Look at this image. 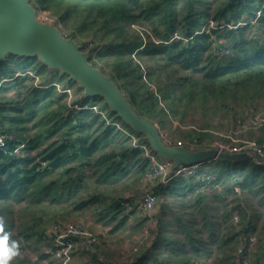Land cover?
<instances>
[{
  "label": "trees",
  "instance_id": "obj_1",
  "mask_svg": "<svg viewBox=\"0 0 264 264\" xmlns=\"http://www.w3.org/2000/svg\"><path fill=\"white\" fill-rule=\"evenodd\" d=\"M28 2L36 11L57 9L61 26L71 32L73 40L81 37L90 38L92 44L97 42L94 49H98V58L109 76L102 69L101 72L116 84L140 118L152 121L165 115L158 106L159 99L170 108V100L191 94L190 90L184 92L185 86L191 90L201 88L232 102L256 98L264 101V38L246 36L249 25L228 28L246 18L256 19L264 37V0ZM258 11L260 16L256 17ZM209 21L217 26L210 28ZM132 25L147 27L155 42L149 36L144 40ZM174 33L182 39L172 40ZM212 35L217 40L211 39ZM224 40L231 54L214 55L213 47ZM36 60L16 56L0 60V136L5 144L0 149V218L4 221L0 236L9 233V240L18 242V253L19 237L28 240L37 236L43 240L44 234L36 233V226L28 222L21 224L19 231L20 224L16 226L12 218L15 206L28 210L44 203L53 207L67 204L72 211H83L100 202L99 194L82 195L83 181L88 178L86 170L98 186L131 179L137 183L152 172L141 148L148 147V143L111 112L101 98H92L90 105H97L105 118L91 110L69 107L67 95L59 93L54 85L62 83L65 75L59 79L54 75L45 88L28 85L27 81L35 79L30 71L40 75L46 69L39 62L32 67ZM169 72L185 76H177L174 83L164 82L171 78ZM67 82L68 88L75 85L74 81ZM86 99L77 96L74 103L87 105ZM185 138L203 145L202 141L211 135L192 132ZM257 142L264 144L262 139ZM19 146V154L14 153ZM159 191L170 202L161 205L150 243L139 246L130 264H205L210 245L217 251L222 246L231 249V242L240 236L246 250L253 222L264 213V165L251 159L211 160L193 176L171 178ZM251 200L256 207L253 214L249 212ZM219 205H224L220 216L224 222L234 216L241 219V234L232 233V229L224 235L218 233ZM123 208V203L114 202L99 214L100 219H108L107 225L116 222ZM32 219L40 221L34 215ZM124 224L125 220L118 221L110 232L120 230ZM224 256L225 264H235L229 254ZM42 257L47 258L45 254ZM254 264H264V246Z\"/></svg>",
  "mask_w": 264,
  "mask_h": 264
},
{
  "label": "rangeland",
  "instance_id": "obj_2",
  "mask_svg": "<svg viewBox=\"0 0 264 264\" xmlns=\"http://www.w3.org/2000/svg\"><path fill=\"white\" fill-rule=\"evenodd\" d=\"M56 12L57 9L55 8L52 10H38L37 16L42 17L46 14L52 16L56 24H58L61 33L65 37L70 38L69 35L71 32L67 29L65 30L61 26ZM258 13H260V11L256 13V17H259ZM243 21L245 22L244 26H250V28L245 31L246 36L256 38L257 40H262L264 38L256 19L246 18L241 20V22ZM210 23L211 21H209L208 24L210 28L217 26L216 23H213L214 25H210ZM232 27L233 26H228L229 29ZM131 28L139 34V32L135 30L138 29L144 40H148V36L150 39L152 38L149 35V30L145 26L132 25ZM208 30L209 29H207V32ZM211 37L214 41L217 40L214 35ZM74 41L79 46L81 52L91 53L89 63L99 70L102 69L106 75L109 76V70L106 69L104 63L98 58V49H94L97 42L92 44L90 38L82 39L81 37L74 39ZM222 44L226 47L229 46L227 40H224ZM38 62L39 60L37 59L36 62L32 64V67H35ZM45 68L46 69H44L40 75H36L35 71H30L31 73H29V75L35 76V79H33V81H27L26 83L28 85L33 84L38 88H45L47 87L45 84L52 80L54 75L57 76V79L63 75L60 71L49 69L47 67ZM170 73L171 78H165L163 80L164 82L171 80L169 83H174L177 76H185V74L182 73L172 76L173 72H169V74ZM64 79L65 80L62 82L63 84L60 82L59 84L65 87L68 84V78L66 77ZM2 82L3 81H1V83ZM144 82L148 84L147 80ZM78 88L79 87L76 83L70 87V94L72 96L70 101H74L77 96L80 97L83 95V91ZM152 89L156 93L154 87H152ZM183 90L185 93L190 90L191 94L184 95L176 100H170L172 104L170 108L166 106L167 103L159 99L158 106L164 110L165 115L156 117L152 122L157 125L163 137L172 138L176 142L183 143L185 147L195 150L211 148L217 143L221 145H229L231 143V138L233 140H249L256 142L264 151V144L260 145L257 142L259 139L264 140V129L248 130L245 123L247 118L264 112V101L262 99L256 98L253 101L237 100V102H232L229 99H225L223 96H212L208 92H203L201 88L191 90L188 89V86H185L183 87ZM86 101L90 104L92 98H87ZM108 121L111 122V119ZM192 132H207L211 135V138L204 139L202 141L203 145H198L193 138H185ZM136 141L137 140H135V142ZM200 146L201 148H198ZM21 153L23 152L21 151ZM86 176H88V178L86 177L83 181L85 189L81 191L82 195L88 196L99 194V204L96 203L93 207L83 211H72V207L67 204L53 207L44 203L38 207H31L28 210L24 209V206H15L13 208L14 214L12 218L16 221V226L20 224L19 231H21L23 227H21V224L28 222L29 225L36 226V233L41 232L43 234H45L53 225L67 223L83 224L89 233L96 236L97 242L88 246L84 241L80 240L78 243V245H81L80 248L72 250L65 259H56L47 253H45L47 258H43L42 256L44 254H41L42 249L46 248L47 251L48 248L51 247V243L48 240H44V238L43 240H38L37 236H32L28 240H23V237L21 236L19 239L22 253H18L10 263L102 264L103 262L105 264H130L132 256L136 250L139 249V246L145 242L148 244L150 243V236L152 239V232L155 229L156 224V216L161 212V205L170 202L169 199H164L159 188L161 186H166L169 182L163 184L161 180L156 179L151 183H148L145 180L136 183L131 179L125 183L120 182L115 185L98 186L95 184L94 179L89 177V170H86ZM149 191L155 192L158 196V202L155 210L147 213L142 210L140 202L142 195ZM118 201L123 203L124 207V210H122L119 215L118 221L123 219L125 220V224L120 230L111 233L110 230L116 225V223H118V221L107 225L106 220L108 219L101 220L99 214L101 212H106V209H104L105 207H109L114 202ZM253 202L254 200H251L250 204H248L250 205L249 212L252 214L256 208L253 207ZM231 206L232 205H229L228 207ZM219 207L220 208L216 213L217 221L219 223L218 233L224 235L228 230L232 229V233L241 234L244 228L241 219L237 216L238 222L236 224L233 219L234 217L232 218L233 220L230 219L229 222H224L220 219L224 205H219ZM32 215H34V218L37 217L40 221H33ZM243 222L245 221L243 220ZM253 226V234L251 236L254 237V241L248 244L246 250H242L241 254H239L238 249H243L242 247L244 245L240 242L241 239L239 236V238L231 242V249H226L225 246H222V249L217 251L216 246L210 245V255L207 257L205 264H225L223 260L225 254H229L230 260L234 261L235 264H254L257 253L261 250L262 246H264V213L261 214L259 219H256V221L253 222Z\"/></svg>",
  "mask_w": 264,
  "mask_h": 264
},
{
  "label": "water",
  "instance_id": "obj_3",
  "mask_svg": "<svg viewBox=\"0 0 264 264\" xmlns=\"http://www.w3.org/2000/svg\"><path fill=\"white\" fill-rule=\"evenodd\" d=\"M90 55L81 52L77 43L65 37L56 26L40 22L28 0H0V60L8 56L37 58L43 66L60 71L83 90L85 98H101L124 124L144 136L159 159L172 162L174 168L212 159L252 158L256 162L251 154H229L215 148L194 151L166 145L157 125L135 114L116 84L89 63Z\"/></svg>",
  "mask_w": 264,
  "mask_h": 264
},
{
  "label": "built area",
  "instance_id": "obj_4",
  "mask_svg": "<svg viewBox=\"0 0 264 264\" xmlns=\"http://www.w3.org/2000/svg\"><path fill=\"white\" fill-rule=\"evenodd\" d=\"M258 16H260V13H258ZM37 19L44 24L54 25L59 29V26L58 24H56L54 18L48 14L43 15L42 17L37 16ZM210 25H214L213 22H211ZM244 25L245 22H241L238 23L236 26H233L231 29H236L237 27H241ZM135 30H137L139 34L142 35L138 29ZM151 39L152 41L155 42L153 38ZM175 39L179 40L182 38L178 33H174L172 40ZM212 52L214 55L221 57H228L231 54L230 50L222 43H216L215 46L213 47ZM18 75L19 74H16V76ZM54 85L56 86L59 93H64L67 95V99L69 102L70 98H72L70 94L71 93L70 88H68L67 86L65 87L61 86V84H54ZM69 107L77 111L91 110L93 113L100 114L102 118H105L106 116L105 112H101L97 105L87 104L80 106L75 104L74 101L71 100L69 103ZM245 123L248 130L264 129V112L254 115L253 117L247 118ZM117 127L120 128L119 126ZM160 136L164 141V143L170 147L172 146L185 147L183 143L176 142L172 138L163 137L161 133ZM4 145H5L4 137H0V149L4 148ZM20 148H22V146L16 148L14 153L19 154ZM141 148L144 150L145 156L148 158L152 166V172H150V174H148L146 178V181L150 183L156 179H159L163 182V184L164 183L166 184L173 177L193 176L198 172L199 168L203 164L211 161L208 160L191 165H179L176 168H174L172 162L159 159L151 151L149 146L147 147L143 145ZM211 148H215L219 150V152L229 153V154H249V155L251 154L254 156V159H256L255 162L256 164L264 165V151L254 141L233 140L231 138V143L229 145H221L217 143L215 146ZM212 160H216V159H212ZM251 160L253 161L252 158ZM157 202H158V196L155 194L154 191H149L142 195L140 204L143 211L150 213L155 210L157 206ZM233 219L235 223L238 222L237 216H234ZM43 238L44 240H48L51 243V247L48 248L47 253L51 254L52 257L56 259H65L66 257H68L71 251L74 250L75 247L78 245L80 240L84 241L85 244L88 246H91L97 242L96 236L94 234L89 233L87 228L83 224H73V223L53 225L44 234ZM253 241H254V237L250 236L247 243L250 244ZM242 248L243 249H238L239 254L242 253V250H245L244 247Z\"/></svg>",
  "mask_w": 264,
  "mask_h": 264
},
{
  "label": "clouds",
  "instance_id": "obj_5",
  "mask_svg": "<svg viewBox=\"0 0 264 264\" xmlns=\"http://www.w3.org/2000/svg\"><path fill=\"white\" fill-rule=\"evenodd\" d=\"M4 221L0 218V229H2ZM9 233L0 236V264H10V261L18 255L19 245L15 240H9Z\"/></svg>",
  "mask_w": 264,
  "mask_h": 264
},
{
  "label": "crops",
  "instance_id": "obj_6",
  "mask_svg": "<svg viewBox=\"0 0 264 264\" xmlns=\"http://www.w3.org/2000/svg\"><path fill=\"white\" fill-rule=\"evenodd\" d=\"M191 150H194V151H196V150H198V149H191ZM146 181V180H145ZM146 182H148V181H146ZM148 183H150V182H148ZM48 246V245H47ZM80 246L81 245H77L76 247H75V249L74 250H77V249H79L80 248ZM21 253H22V251H21ZM45 253H47V251H46V248H43L42 249V251H41V254H45ZM47 254H49V253H47ZM51 255V254H50ZM52 256V255H51ZM36 260V259H35Z\"/></svg>",
  "mask_w": 264,
  "mask_h": 264
}]
</instances>
